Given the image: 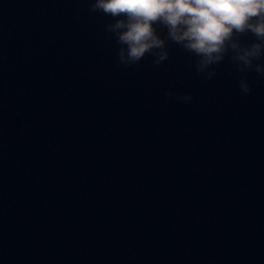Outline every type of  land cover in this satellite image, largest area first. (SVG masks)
<instances>
[{"label":"water","instance_id":"water-1","mask_svg":"<svg viewBox=\"0 0 264 264\" xmlns=\"http://www.w3.org/2000/svg\"><path fill=\"white\" fill-rule=\"evenodd\" d=\"M110 19L0 0V264H264V78L117 68Z\"/></svg>","mask_w":264,"mask_h":264},{"label":"clouds","instance_id":"clouds-1","mask_svg":"<svg viewBox=\"0 0 264 264\" xmlns=\"http://www.w3.org/2000/svg\"><path fill=\"white\" fill-rule=\"evenodd\" d=\"M89 11L111 18L104 30L116 41V67L151 57L159 66L169 59V44L191 58L206 81L226 59L235 68L243 95L251 93L248 74L264 78V0H87ZM163 30V35L160 34ZM165 96L184 103L188 93Z\"/></svg>","mask_w":264,"mask_h":264}]
</instances>
